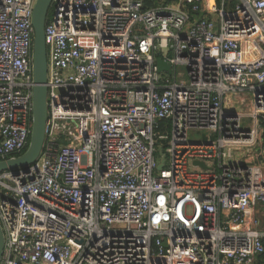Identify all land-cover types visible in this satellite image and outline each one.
<instances>
[{
	"label": "built area",
	"instance_id": "2783aa9c",
	"mask_svg": "<svg viewBox=\"0 0 264 264\" xmlns=\"http://www.w3.org/2000/svg\"><path fill=\"white\" fill-rule=\"evenodd\" d=\"M37 1L0 0V162L30 145ZM212 1L52 0L46 140L0 173V264H264V0Z\"/></svg>",
	"mask_w": 264,
	"mask_h": 264
},
{
	"label": "water",
	"instance_id": "95a60500",
	"mask_svg": "<svg viewBox=\"0 0 264 264\" xmlns=\"http://www.w3.org/2000/svg\"><path fill=\"white\" fill-rule=\"evenodd\" d=\"M52 7V0H38L34 8L33 28V69L35 87L33 90V126L28 150L20 157L0 162V173L3 171L27 170L40 158L46 140V125L48 122V48L46 41V23ZM159 72L172 74V67L163 59L158 58ZM203 168L205 164L200 163ZM162 165L158 170H161ZM5 248V235L0 224V263Z\"/></svg>",
	"mask_w": 264,
	"mask_h": 264
},
{
	"label": "crops",
	"instance_id": "0c3cea01",
	"mask_svg": "<svg viewBox=\"0 0 264 264\" xmlns=\"http://www.w3.org/2000/svg\"><path fill=\"white\" fill-rule=\"evenodd\" d=\"M246 100H248V97H244ZM242 101L241 97H235V96H231L229 97L226 101H225V107L228 108L229 110H236V106H240ZM264 123L262 124V126L260 127V133H259V145H258V150H257V160L256 163L259 164L262 160H264V138L263 140H261V135H262V127H263Z\"/></svg>",
	"mask_w": 264,
	"mask_h": 264
},
{
	"label": "rangeland",
	"instance_id": "374dc122",
	"mask_svg": "<svg viewBox=\"0 0 264 264\" xmlns=\"http://www.w3.org/2000/svg\"><path fill=\"white\" fill-rule=\"evenodd\" d=\"M49 16H50V14H49ZM178 72L184 74L183 77H181V78L178 79L179 82L180 81H187L188 80L186 67H179L178 68ZM241 109L243 111H248V109H246L243 106H239V107L236 108V110H241ZM207 134H208V132H206V131H202V132H190L189 133V136H190V139L192 141H202ZM243 155H244V158L248 156V154L246 153V151H243Z\"/></svg>",
	"mask_w": 264,
	"mask_h": 264
},
{
	"label": "trees",
	"instance_id": "16d2710c",
	"mask_svg": "<svg viewBox=\"0 0 264 264\" xmlns=\"http://www.w3.org/2000/svg\"><path fill=\"white\" fill-rule=\"evenodd\" d=\"M163 0H145V7L146 8H152V7H155V6H158L162 3ZM221 0H218V2H220ZM50 14H51V11H50ZM262 135H261V140H263L264 138V125L262 127ZM26 151H24L25 153ZM23 153V154H24Z\"/></svg>",
	"mask_w": 264,
	"mask_h": 264
},
{
	"label": "bare ground",
	"instance_id": "6f19581e",
	"mask_svg": "<svg viewBox=\"0 0 264 264\" xmlns=\"http://www.w3.org/2000/svg\"><path fill=\"white\" fill-rule=\"evenodd\" d=\"M210 2L212 3L213 1H212V0H210Z\"/></svg>",
	"mask_w": 264,
	"mask_h": 264
}]
</instances>
